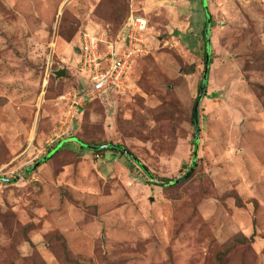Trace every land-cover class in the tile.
<instances>
[{"label": "rangeland", "instance_id": "1", "mask_svg": "<svg viewBox=\"0 0 264 264\" xmlns=\"http://www.w3.org/2000/svg\"><path fill=\"white\" fill-rule=\"evenodd\" d=\"M206 4L195 159L203 0H0V264H264V0ZM132 13L149 55L73 117L81 33Z\"/></svg>", "mask_w": 264, "mask_h": 264}, {"label": "built area", "instance_id": "2", "mask_svg": "<svg viewBox=\"0 0 264 264\" xmlns=\"http://www.w3.org/2000/svg\"><path fill=\"white\" fill-rule=\"evenodd\" d=\"M149 23L146 17L132 13L110 40L109 31L100 25L86 28L80 35L76 70L83 76L84 91L71 99L73 117L84 105L104 99L110 93L126 89L129 71L138 58L149 55ZM54 48V44L51 45ZM53 72L52 57L47 58L46 74Z\"/></svg>", "mask_w": 264, "mask_h": 264}, {"label": "water", "instance_id": "3", "mask_svg": "<svg viewBox=\"0 0 264 264\" xmlns=\"http://www.w3.org/2000/svg\"><path fill=\"white\" fill-rule=\"evenodd\" d=\"M203 3L205 4V14H206V21H207V27L205 29V37H206V62H205V70H204V74H203V82H202V87H201V91H200V95L198 97V100L194 106V111H193V116H194V125H195V128H196V151L194 153V158L196 159L197 158V155H198V145H199V136H200V126H199V119H198V110H199V105L201 103V100L205 94V91L207 89V83H208V76H209V68H210V60H211V57H210V51H211V38H210V26H211V15L209 13V10H208V7H207V4H206V0H203ZM75 52L77 54L80 53V49L77 47L75 48ZM52 75H55L56 79H59L61 77H64L65 76V70L64 69H61L60 71H57V72H52ZM77 141L80 145H82L84 148L88 149V150H92V151H95V150H99V147L97 146H91V145H86V144H83L82 142H80L79 140L77 139H72V141ZM70 140H66L64 142H69ZM63 142V143H64ZM63 144L60 143L58 145V147H61ZM55 151H52L50 154H48L45 158H43L40 162L36 163V165L32 166L31 168H28L27 170L28 171H34L36 170L39 166H41V162H46L47 159L54 154ZM123 152L125 153V155H127L128 157L130 158H134L135 156L130 153L128 150L126 149H123ZM193 171V168L190 169V171L188 173H186L182 178L180 179H177L175 180L174 182H172L171 184H175V183H179L183 180H185L186 178H188L191 174V172ZM20 179V177H16L15 179L11 180V179H6V178H2L1 180L3 182H6V183H11V182H15V181H18ZM153 179V178H151Z\"/></svg>", "mask_w": 264, "mask_h": 264}, {"label": "trees", "instance_id": "4", "mask_svg": "<svg viewBox=\"0 0 264 264\" xmlns=\"http://www.w3.org/2000/svg\"><path fill=\"white\" fill-rule=\"evenodd\" d=\"M128 18V17H127ZM126 21V20H125ZM124 25V23L120 26V27H118L117 29H115V30H111V29H109V28H107L108 29V31H109V38H110V40H113L114 38H115V35L117 34V32L122 28V26ZM205 29H206V27H207V21L205 22ZM203 37H204V44H205V47H206V37H205V31L203 32ZM79 44H80V40H79V43H78V45H77V47L79 46ZM206 49V48H205ZM205 62H206V50H205ZM210 64H211V60H210ZM81 86L83 87V89H81V91H79V93L80 94H82V92L84 91V81H82V84H81ZM111 94H113V92L112 93H110V95ZM95 100H100L101 101V99H95ZM94 100V101H95ZM89 104V103H88ZM194 116L192 115V121H193V124H194ZM80 147L81 148H83V149H86V148H84L82 145H80ZM97 147H99V150H95L94 152L95 153H97V154H99V153H101V152H106V151H108V152H114V153H118V154H121V155H123V156H126L127 158H129V160H131L132 162H134L135 164H137L139 167H141V169L146 173V175L147 176H149L150 178H153V175L149 172V170L144 166V165H142L141 164V162L136 158V157H134V158H130V157H128L127 155H125V153L123 152V149H126L124 146H122V145H116V144H101V145H97ZM195 147H196V143H195ZM61 149V147H58V145L56 146V147H54V149L52 150V151H55L54 152V154L53 155H51L48 159H47V161L46 162H48L51 158H53V156L59 151ZM88 150V149H87ZM127 150V149H126ZM51 151V152H52ZM51 152H49V154L51 153ZM131 153V152H130ZM135 156V155H134ZM46 162H41V165L42 164H44V163H46ZM28 173H30V171H28ZM193 173V172H192ZM192 173H191V175H192ZM191 175L186 179V180H188L190 177H191ZM184 181V180H183ZM183 181H181V182H183ZM162 182H163V184L165 185V186H168L169 184H171L172 183V181H169V180H166V179H162Z\"/></svg>", "mask_w": 264, "mask_h": 264}]
</instances>
